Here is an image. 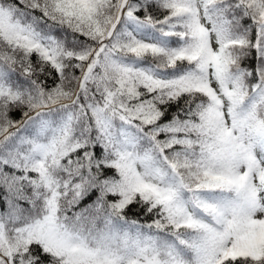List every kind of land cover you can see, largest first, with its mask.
<instances>
[{"label": "snow or ice", "instance_id": "1", "mask_svg": "<svg viewBox=\"0 0 264 264\" xmlns=\"http://www.w3.org/2000/svg\"><path fill=\"white\" fill-rule=\"evenodd\" d=\"M0 264H264V0H0Z\"/></svg>", "mask_w": 264, "mask_h": 264}]
</instances>
